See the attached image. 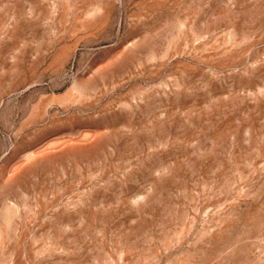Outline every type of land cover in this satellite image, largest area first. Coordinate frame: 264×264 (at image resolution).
<instances>
[{"label":"rangeland","instance_id":"1","mask_svg":"<svg viewBox=\"0 0 264 264\" xmlns=\"http://www.w3.org/2000/svg\"><path fill=\"white\" fill-rule=\"evenodd\" d=\"M0 264H264V0H0Z\"/></svg>","mask_w":264,"mask_h":264}]
</instances>
